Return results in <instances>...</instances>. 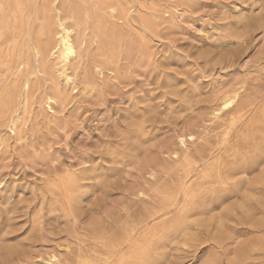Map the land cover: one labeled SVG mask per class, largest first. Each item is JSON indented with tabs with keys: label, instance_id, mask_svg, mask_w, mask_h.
Here are the masks:
<instances>
[{
	"label": "rangeland",
	"instance_id": "rangeland-1",
	"mask_svg": "<svg viewBox=\"0 0 264 264\" xmlns=\"http://www.w3.org/2000/svg\"><path fill=\"white\" fill-rule=\"evenodd\" d=\"M0 264H264V0H0Z\"/></svg>",
	"mask_w": 264,
	"mask_h": 264
},
{
	"label": "bare ground",
	"instance_id": "bare-ground-1",
	"mask_svg": "<svg viewBox=\"0 0 264 264\" xmlns=\"http://www.w3.org/2000/svg\"><path fill=\"white\" fill-rule=\"evenodd\" d=\"M55 52L57 58H59L62 63H66L70 56L75 53V45L70 38L69 30L63 26H61V30L57 35Z\"/></svg>",
	"mask_w": 264,
	"mask_h": 264
}]
</instances>
